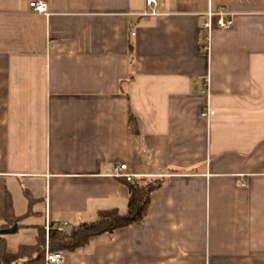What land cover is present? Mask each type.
<instances>
[{
    "label": "crops",
    "instance_id": "1",
    "mask_svg": "<svg viewBox=\"0 0 264 264\" xmlns=\"http://www.w3.org/2000/svg\"><path fill=\"white\" fill-rule=\"evenodd\" d=\"M221 10L232 27L213 17L208 32ZM150 11L0 0V221L7 198L22 218L9 252L48 223L126 213L128 187L112 175L127 165L134 180L162 181L145 220L64 264H264V0Z\"/></svg>",
    "mask_w": 264,
    "mask_h": 264
},
{
    "label": "trees",
    "instance_id": "2",
    "mask_svg": "<svg viewBox=\"0 0 264 264\" xmlns=\"http://www.w3.org/2000/svg\"><path fill=\"white\" fill-rule=\"evenodd\" d=\"M203 46L204 53L207 52ZM128 187L127 211L121 214L118 210H106L97 213L93 222H80L69 231L59 232L51 224L48 239L44 227H41L34 245H20L14 253L8 251L7 236L0 234V264H45L46 246L51 253H75L86 247L92 238L105 234L112 235L117 230L132 225L142 224L148 212L152 194L161 188V180L141 178L125 181ZM12 210L11 201L6 199L4 223L0 221V231L9 229L20 222Z\"/></svg>",
    "mask_w": 264,
    "mask_h": 264
},
{
    "label": "built area",
    "instance_id": "3",
    "mask_svg": "<svg viewBox=\"0 0 264 264\" xmlns=\"http://www.w3.org/2000/svg\"><path fill=\"white\" fill-rule=\"evenodd\" d=\"M145 4L151 9L150 12L144 13V16H157L158 13L155 11V6L157 5V0H145ZM30 8L34 13L47 15V4L44 1H33L30 3ZM216 17L218 20V26L221 29H229L233 25V20L225 10L218 12L210 11L208 13L209 22L206 23L205 29L209 32L212 29V18ZM208 40V36L206 38ZM208 46L206 47V50ZM202 116H206L204 113ZM117 179H122L125 181H133L134 176L128 173L127 165H118L114 168V173L112 175ZM59 232H66L67 225L59 224L54 225ZM51 229V224H46L45 231L48 239V234ZM66 260L65 253H51L48 246H46L45 264H64Z\"/></svg>",
    "mask_w": 264,
    "mask_h": 264
},
{
    "label": "water",
    "instance_id": "4",
    "mask_svg": "<svg viewBox=\"0 0 264 264\" xmlns=\"http://www.w3.org/2000/svg\"><path fill=\"white\" fill-rule=\"evenodd\" d=\"M17 231H18V224H15L13 227L9 229H4L0 231V234L4 236H11V235H15Z\"/></svg>",
    "mask_w": 264,
    "mask_h": 264
}]
</instances>
